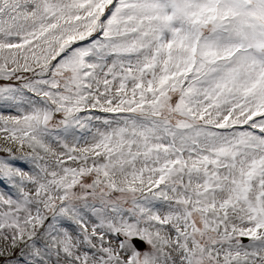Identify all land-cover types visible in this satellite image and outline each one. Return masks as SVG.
Wrapping results in <instances>:
<instances>
[{"label":"snow or ice","instance_id":"snow-or-ice-1","mask_svg":"<svg viewBox=\"0 0 264 264\" xmlns=\"http://www.w3.org/2000/svg\"><path fill=\"white\" fill-rule=\"evenodd\" d=\"M0 264H264V0H0Z\"/></svg>","mask_w":264,"mask_h":264}]
</instances>
